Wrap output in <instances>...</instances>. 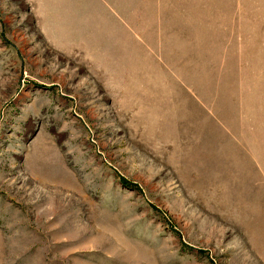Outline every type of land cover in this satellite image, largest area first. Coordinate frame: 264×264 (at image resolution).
<instances>
[{"label": "rangeland", "instance_id": "rangeland-1", "mask_svg": "<svg viewBox=\"0 0 264 264\" xmlns=\"http://www.w3.org/2000/svg\"><path fill=\"white\" fill-rule=\"evenodd\" d=\"M0 264H264V0H0Z\"/></svg>", "mask_w": 264, "mask_h": 264}]
</instances>
